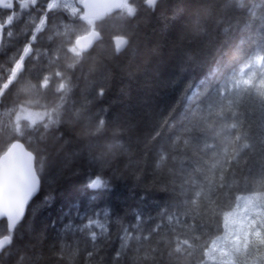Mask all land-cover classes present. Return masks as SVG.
<instances>
[{
  "label": "trees",
  "instance_id": "1",
  "mask_svg": "<svg viewBox=\"0 0 264 264\" xmlns=\"http://www.w3.org/2000/svg\"><path fill=\"white\" fill-rule=\"evenodd\" d=\"M131 2L119 10L118 18L104 17L103 41L75 71V86L64 102L67 110L63 127L47 140L49 151L60 153L61 160L69 166L62 168L58 164L41 177L39 193L12 234L9 247L17 249L12 259L20 252L27 254L21 264H153L159 249L177 232L199 234L201 245L211 243L214 237L207 230H196L206 219L205 205L215 208L214 201L219 199L224 211H238L235 194L264 192V105L259 95L264 90L260 85L264 67L256 62L246 67L256 55L264 54V0H157L152 7H146L144 0ZM133 6L137 13L128 18ZM62 13L60 8L48 13L49 19L34 43L41 52L50 49L52 57L42 55L37 61L30 54L25 61V75L32 77V82L45 71V61L49 73L68 62L63 52L59 53V60L53 58L60 42L69 35L59 19ZM35 16L19 28L17 37L0 46V68L6 69L18 59L24 46L20 47L21 43L25 39L28 42L44 12ZM30 24L32 29L24 37ZM116 35L129 40L118 55L114 52ZM232 77L251 78L255 87L248 91L230 90L190 117L208 129L207 145H211H199L200 163L192 171L184 163L193 151L185 143L189 140L185 131L189 124L184 122L181 127L177 120L194 106L210 101ZM100 87L105 89L103 96L88 104ZM86 104L90 111L81 113ZM100 115L107 119V126L101 130V146H92L100 136ZM0 119H7L4 108H0ZM235 136L240 139L235 140ZM105 138L118 140L121 146L108 151ZM30 139L35 148L36 140ZM245 143L249 147L243 149L240 160L245 175L232 181L233 188L239 191L231 199L220 197L215 192L220 169L227 166L225 160H233L236 150ZM5 150L0 140V155ZM102 167L105 176L110 177L106 186L89 188V177ZM173 190L187 221L183 214L178 217L170 209L171 219L164 218L165 229L160 236L151 243L143 240L148 229L158 222L150 218L170 202ZM196 192L201 196L196 197ZM100 209H105L107 216L97 213ZM89 215L98 223L83 233L69 230L63 238L58 235L57 230L67 225L74 229L87 223L83 219ZM220 219L222 222V216ZM240 219L235 218L237 224ZM139 220L145 222L132 235L142 240H129L121 259L114 262V253L123 243L120 238L125 234L124 227ZM99 225H104L103 229ZM5 233L6 223L1 221L0 237ZM92 233L96 234V241L91 240ZM88 251L93 252L92 257H88ZM235 259L231 256V261ZM204 260L205 264L212 262L209 257ZM258 260L264 264V258L253 252L248 264ZM180 264L198 262L182 259Z\"/></svg>",
  "mask_w": 264,
  "mask_h": 264
},
{
  "label": "snow or ice",
  "instance_id": "2",
  "mask_svg": "<svg viewBox=\"0 0 264 264\" xmlns=\"http://www.w3.org/2000/svg\"><path fill=\"white\" fill-rule=\"evenodd\" d=\"M113 0H73L71 4L57 5L47 3L46 9H41L44 12V17L39 19V24L35 26V31L29 36L28 42L24 44L21 54L14 62H10L5 68H0V108L6 109L7 119H0V140H2L3 155L0 156V220L6 223V233L0 237V264H21L27 254L20 252L12 259V254L17 249L10 248L13 243L11 235L15 225L19 222L24 214V207L28 199L39 188L41 177L46 174L51 168L61 165L62 168H67L68 163L61 160L60 153L53 154L49 151L47 140L48 137L55 136L61 131L64 124V112L66 94L72 91L75 71L82 66L86 60L91 56L95 47L103 41L104 32L102 31V22L105 21L102 15H91V9L96 6L112 3ZM157 0H144L146 7H152ZM39 0H32L33 5H38ZM126 3L131 4V0H126ZM0 7L5 10H13L15 7L14 0H0ZM20 7L24 4L21 2ZM57 8H63V15L59 19L63 22L65 28L68 29L69 35L66 40H62L57 49L55 60L60 59V52H63L64 57L68 62L64 63L61 68H57L52 73L47 69L48 61L44 62L45 71H43L35 82H32V77L26 76L28 67L25 64L26 59L32 54L35 60L39 61L41 56L52 57L50 49L45 48L43 52L34 47L37 39V34L41 33L43 26L48 18V13ZM137 8L133 6L132 12L128 18L136 15ZM119 9L115 12L105 13L104 15L118 18ZM9 24L13 21V15H7ZM72 25L73 27H69ZM4 25L0 24V31L4 30ZM9 36L11 32L7 33ZM51 40V37H49ZM114 52L119 54L125 46L129 43L127 37L123 35H116L113 37ZM256 62L264 67V54L256 55L246 67H251L252 63ZM240 73L244 72L241 68ZM243 85V89H241ZM261 88L264 89V80L260 81ZM255 87L251 78L236 79L232 77L224 86H222L214 95V97L200 105L194 106L192 109L179 116L177 122L181 127H184V122H188L189 126L185 131L189 135V140L186 145L193 149L190 155L185 159V167L196 170L200 163L201 149L199 145L203 142L207 147V132L208 129L202 127L200 124L190 120L199 108H204L212 104L215 97H220L230 90L248 91ZM105 89L100 87L96 90L95 96L88 100V104L94 102L103 96ZM261 97V104L264 105V90L259 92ZM52 98L51 100L49 98ZM87 99V98H86ZM59 101V102H57ZM83 111H90L87 104L81 109ZM232 115H239L233 113ZM107 119L104 115L99 116L97 133L100 136L95 138L92 146H101L100 139L104 136L101 131L107 126ZM167 123V121H165ZM236 125H231L235 128ZM114 132V136H115ZM159 134V133H157ZM30 138L36 140V147L32 146ZM235 140H239V136H235ZM105 147L108 151L118 149L120 142H112L105 138ZM249 147V144H243L242 148L236 150L233 160H225L227 165L220 169V177L218 183L215 185V192L220 197H227L231 199L234 193L239 189L233 188L232 181L238 175H245L240 168V160L242 158L243 149ZM105 169L100 168L95 176H90L88 180V187L91 189H100L106 186V182L110 177L105 176ZM247 175H251L250 172ZM264 187V185H262ZM196 197H200L201 193L196 192ZM170 202L166 204L160 211L156 213L155 217H151L150 221H156L154 227L148 229V236L143 237L149 243L165 229V217L171 219L169 215L170 209H174L176 215L181 214L187 221V214L181 213V201L179 196L173 190L170 195ZM236 207L239 208L240 202H244L243 212L240 214L241 219L239 224L235 220L237 215L235 210L224 211V205L217 199L214 201L215 208H207L205 212L206 219L203 224L197 225L196 230L205 229L207 234L213 236L211 243L200 244L201 236L193 234L191 236L177 232L174 237L170 238L166 245L159 249V257L155 258L153 264H180L182 259L189 261H197L198 264H205L204 257H211L216 264H248V257L253 252L258 253L264 258V192H252L248 195L244 193L235 194ZM191 203H195L192 200ZM254 209V212H250ZM97 213H103L107 216L105 209H100ZM93 213V214H97ZM210 213V214H209ZM222 216V222L220 217ZM87 223L82 224L76 228L67 225L64 229H58V235L63 238L64 233L71 230L74 234L83 233L84 229L89 228L92 224L98 223L92 218V215L84 217ZM145 220H139L124 227V236L120 239L123 241L114 253V262H118L124 252L128 248V241L135 238L141 241L140 236L133 237L132 232L139 230L141 224ZM195 224V220H193ZM102 229L104 225H99ZM171 231H175L172 229ZM222 234H216L221 233ZM79 238V237H77ZM95 233L91 234V240L96 241ZM163 244L162 241H160ZM7 246V247H6ZM110 247L111 244L109 243ZM28 247H31L30 245ZM215 252L220 253V259L212 255ZM199 253L200 255H197ZM88 257H92L93 252L88 251ZM233 256L235 260L225 261V257ZM243 257V259H240ZM8 258V259H6ZM256 264H260L258 260Z\"/></svg>",
  "mask_w": 264,
  "mask_h": 264
},
{
  "label": "flooded vegetation",
  "instance_id": "3",
  "mask_svg": "<svg viewBox=\"0 0 264 264\" xmlns=\"http://www.w3.org/2000/svg\"><path fill=\"white\" fill-rule=\"evenodd\" d=\"M14 2L15 7L11 11L5 10L0 7V24H3L5 26L4 30L0 31V46L3 42H5V40H13L15 37H17V33L20 31L19 28L23 27L25 23L27 24V21L31 19V17H36L35 15L43 12L41 11V9H46V4L47 2H49V0H39L38 5H33L32 0H14ZM21 2L24 4L23 8L20 7ZM58 3L59 2H57L56 4L59 5ZM58 9L59 8L52 11H57ZM9 14L13 15V21L11 24H9L7 21V15ZM8 32H11L12 35L9 36L7 34Z\"/></svg>",
  "mask_w": 264,
  "mask_h": 264
},
{
  "label": "water",
  "instance_id": "4",
  "mask_svg": "<svg viewBox=\"0 0 264 264\" xmlns=\"http://www.w3.org/2000/svg\"><path fill=\"white\" fill-rule=\"evenodd\" d=\"M124 3V0H113L112 3L110 4H105V5H101V6H96V7H93L91 9V15L93 16H99V15H104L105 13H108V12H111V11H114V10H117L119 9ZM3 155V154H2ZM1 155V156H2ZM40 186H41V181H40ZM40 186L39 188L32 194V196L28 199V202L27 204L25 205L24 207V214L23 216L20 218L19 222L15 225L14 229L12 230V232L15 230V228L23 221L25 215H26V212H27V209H28V206L30 205V203L32 202V200L36 197V195L39 193L40 191ZM1 221V220H0ZM7 247V246H6ZM2 251V250H0Z\"/></svg>",
  "mask_w": 264,
  "mask_h": 264
},
{
  "label": "rangeland",
  "instance_id": "5",
  "mask_svg": "<svg viewBox=\"0 0 264 264\" xmlns=\"http://www.w3.org/2000/svg\"><path fill=\"white\" fill-rule=\"evenodd\" d=\"M57 2H59V3H58L59 5L63 6V5L71 4V3L73 2V0H57V1H53L52 3H53V4H56ZM60 9H63V8H60ZM32 26H33V24H30V25L27 26V31H26V33L24 34V37L28 34L29 30L32 29ZM72 27H73V26H72ZM25 43H27L26 39H25V41H23V42L21 43L20 47L23 46ZM19 51H20V49H19ZM19 51H18V52H19ZM18 52H17V54H19ZM36 72L39 73V70H36ZM46 174H47V173H46ZM46 174H44V175H46ZM242 202H243V201H242ZM242 202H241V204H242ZM243 208H244V202H243V205H240V209H239L238 211H236L237 215L235 216V218H241V217H239V216H240V214L243 212ZM249 211H250V212H253V211H255V210H254V209H250ZM236 222L238 223V221H236ZM212 255H214V256L217 258V260L220 259V253H219V252H215V253H213ZM209 258H210V260H212V262H210V264H216V261H214L213 259H211V257H209ZM224 260H225V261H231V256H229V257H225Z\"/></svg>",
  "mask_w": 264,
  "mask_h": 264
}]
</instances>
